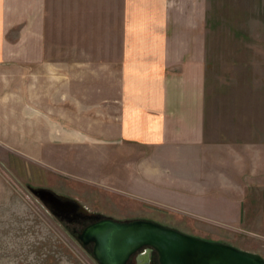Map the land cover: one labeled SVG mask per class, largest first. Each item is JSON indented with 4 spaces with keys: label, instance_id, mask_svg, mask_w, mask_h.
<instances>
[{
    "label": "crops",
    "instance_id": "crops-1",
    "mask_svg": "<svg viewBox=\"0 0 264 264\" xmlns=\"http://www.w3.org/2000/svg\"><path fill=\"white\" fill-rule=\"evenodd\" d=\"M209 9L210 0H0V162H46L63 144L64 163L86 167L66 175L94 184L91 200L124 192L209 227L264 230L263 153L233 126L218 128L208 100L218 48ZM54 22L70 49L57 52ZM56 70L67 73L63 110L56 75H42Z\"/></svg>",
    "mask_w": 264,
    "mask_h": 264
},
{
    "label": "rangeland",
    "instance_id": "rangeland-1",
    "mask_svg": "<svg viewBox=\"0 0 264 264\" xmlns=\"http://www.w3.org/2000/svg\"><path fill=\"white\" fill-rule=\"evenodd\" d=\"M57 14L62 16V9ZM207 27L217 37L218 46L217 64H210V68L216 69L206 72L210 81L208 100L218 116L216 125L221 129L233 126L242 132L250 149L263 153L264 159V0H210ZM65 28L63 22L50 26L57 52L70 49V39L64 37ZM98 73L102 72H90L89 78H96ZM66 74L63 70L42 72L48 78L56 75V104L62 110ZM104 75L105 79H111L114 72L105 71ZM44 89L42 86V92ZM2 153L6 158V151ZM132 153L137 160L143 157L144 150L136 149ZM63 156L64 145L58 143L53 157L42 159L46 162H0V264H99L92 252L93 243L84 244L77 236L80 229L74 230L73 221L81 216L74 217L72 212L55 215L34 194L33 188L38 187L51 189L82 205L90 204L88 207L94 213L121 220L152 219L190 234L198 233L211 240L220 238L235 246L243 244L264 252V230L255 225L253 228L245 224L239 231L231 227H209L194 215H180L175 205L130 199L133 195L124 192L121 194L127 199L91 200L97 191L94 184L81 183L79 174L66 175L64 170L84 173L81 170L86 171V167L70 162L66 165ZM10 159L15 161L13 156ZM258 159L263 160L260 156Z\"/></svg>",
    "mask_w": 264,
    "mask_h": 264
},
{
    "label": "water",
    "instance_id": "water-1",
    "mask_svg": "<svg viewBox=\"0 0 264 264\" xmlns=\"http://www.w3.org/2000/svg\"><path fill=\"white\" fill-rule=\"evenodd\" d=\"M33 192L57 216L72 212L74 217L86 213L96 218L77 236L84 244L93 243L92 252L99 264H148L149 254L141 253L145 246L157 251L160 264H264L260 253L227 242L206 239L152 219L121 220L90 212L78 201L45 187L33 188Z\"/></svg>",
    "mask_w": 264,
    "mask_h": 264
},
{
    "label": "flooded vegetation",
    "instance_id": "flooded-vegetation-1",
    "mask_svg": "<svg viewBox=\"0 0 264 264\" xmlns=\"http://www.w3.org/2000/svg\"><path fill=\"white\" fill-rule=\"evenodd\" d=\"M68 216L71 217L70 214ZM80 216L81 217H79L78 219H74L75 221H73V222H75V228H74L75 231H78L79 229L82 230L89 223L96 221V218L89 217L88 214H86V213H80ZM80 230L78 231V233L80 232ZM141 253L145 254V255L149 254L150 261L148 262V264H160L159 260H158V253L153 247L145 246L142 249ZM144 258L145 257H143L142 259H144Z\"/></svg>",
    "mask_w": 264,
    "mask_h": 264
}]
</instances>
